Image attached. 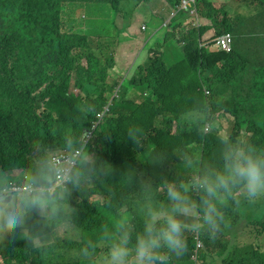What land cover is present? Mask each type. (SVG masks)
Masks as SVG:
<instances>
[{
	"label": "trees",
	"instance_id": "1",
	"mask_svg": "<svg viewBox=\"0 0 264 264\" xmlns=\"http://www.w3.org/2000/svg\"><path fill=\"white\" fill-rule=\"evenodd\" d=\"M127 1L0 0L1 165L18 170L44 151H60L65 131L89 130L110 97L116 93L114 98H118L87 144L88 152L108 165V172L97 171L91 180L74 188L68 198L71 211L35 228L36 239L10 237L0 245L3 264H102L107 248L98 234L117 224L120 213L132 216L134 236L142 229L139 207L144 200L152 197L167 204L164 182H187L206 170L219 169L224 145L220 148L213 143L218 139L220 128L215 122L220 114L230 120L224 137L264 149V0H244L260 4L263 11L248 18L236 14L231 19H220L221 10L209 0H200L199 12L206 18L200 27L189 22L187 12L178 11L170 20L171 30L163 32L164 43L174 39L184 52L176 85H166L170 71L158 42L146 47V58L133 77L122 83L118 78L124 74L115 71L108 56L103 60L95 55L107 43L96 40L95 33L106 39L105 35H116L134 24L144 37L151 31L145 21L132 22L139 10H128ZM181 1L131 0L153 18L163 16L155 11L169 12ZM103 13L111 17L103 19ZM118 18L120 26L115 23ZM211 28L218 29V34H234L231 52L211 51L204 45L203 36ZM104 75L115 82L107 84ZM142 86L152 90L149 103H137ZM71 87L78 88L76 100L70 99ZM46 107L53 110L52 115H45ZM195 107L201 110L198 118L182 117ZM139 109L138 128L146 129L133 131L136 137L147 135L148 139L135 141L132 147L125 123L137 119ZM174 120L177 134L187 136L186 143L155 147L153 135L160 130L171 134ZM208 123L212 124L210 134L205 131ZM113 127L119 136L115 130L107 135ZM117 152L118 157L111 158ZM193 199L198 201L199 194ZM221 199L226 225L211 234L187 229L188 249L183 256L172 257L170 264H197L195 255L201 264H264V247L248 240L241 244L238 236L252 225L258 231L255 236L264 239V200L235 207L232 200ZM64 223L76 231L75 237L61 233L50 245L39 244Z\"/></svg>",
	"mask_w": 264,
	"mask_h": 264
},
{
	"label": "clouds",
	"instance_id": "2",
	"mask_svg": "<svg viewBox=\"0 0 264 264\" xmlns=\"http://www.w3.org/2000/svg\"><path fill=\"white\" fill-rule=\"evenodd\" d=\"M199 1L182 0L168 12V18H153L149 14L145 21L146 27L154 29L152 36L160 37L162 42L155 41L161 45L160 53L167 52L171 43L181 50L182 45L174 39L164 43L163 33L157 34L171 30L170 20L178 11L187 12L188 20L194 27L205 23L206 18L199 12ZM225 7V4L216 7L221 10L220 19L234 17ZM152 22L157 25L151 26ZM218 31L209 29L203 36L204 45L211 51L231 52L236 37L231 32L218 34ZM205 92L210 94L206 87ZM114 97L116 93L110 97L107 106L96 113V120L89 130L65 131L61 136L60 151H44L30 165L18 170H9L0 164V245L9 236L12 239L22 236L30 242L36 239L35 228L58 221L71 211L68 198L74 188L82 181L91 180L97 171L101 174L108 172V165L90 154L87 144L100 120L109 113V106L118 99ZM52 112L46 107L45 115L50 116ZM128 135L136 139L133 130H129ZM221 143L224 148L219 169L206 170L187 182H164L166 205L152 197L142 202L139 207L143 219L141 231L133 236V218L128 213H120L117 224L100 231L98 240L107 248L102 264H170L172 257H181L188 249L185 237L187 226L183 217L194 209L201 215V222L194 224L193 230L211 234L220 231L227 223L222 212V197L232 200L235 207L241 206L242 202L251 205L264 200V149H258L251 143L233 142L228 138ZM194 194H199L198 201L193 199Z\"/></svg>",
	"mask_w": 264,
	"mask_h": 264
},
{
	"label": "rangeland",
	"instance_id": "3",
	"mask_svg": "<svg viewBox=\"0 0 264 264\" xmlns=\"http://www.w3.org/2000/svg\"><path fill=\"white\" fill-rule=\"evenodd\" d=\"M209 1L213 2L214 4H217L218 7L223 2H225L226 11L230 15L240 14L244 18L255 16L259 12L263 11V6H261L260 4H250V3L245 2L244 0H209ZM124 6L130 11H133L135 9V7L139 10L131 18L132 22L141 24L143 21H147V18H148L147 15L148 14L145 12V10L141 9L139 6H136L135 3L131 2V0L127 1L124 4ZM155 14H163V16L165 18L169 17L168 12L166 14V12L155 11ZM77 15H80L79 11L77 12ZM82 15H84V14H82ZM109 17H111V14L103 13V19H107ZM110 21H111V19H110ZM119 22H120L119 18L115 20V23L117 25H119ZM96 24L98 26H100V24H102V23L97 22ZM161 24L162 23H159V25H161ZM135 25L136 24H134L133 26L130 25V26H132L131 28H127V29L123 30L122 32L117 33L116 35L115 34H112L111 36L105 35L106 39H105L103 34H96L95 33V35H93V37L96 38V40H102V41L107 42L104 46L100 47V49L97 48L98 50H95V55L96 56H102L103 60H105V58H107V56H108V58L111 60V64H112L113 68L115 69V71L117 73H119L121 76H122V74L125 75L124 78H122V77L120 78V81H123L124 79H129L137 67V66L135 67L134 64H132V61L134 59L133 56L135 53L134 48H132V47L129 48L128 52L123 54L122 59L120 58V55L123 52H125L123 47L125 48L126 46H128V38L132 32L131 29L134 28ZM116 31H118V30H116ZM161 33H163V32L160 31L157 34L159 35ZM214 33L215 32H213L212 34H214ZM120 41H121V44H120V47H118ZM158 42H162L161 39ZM158 48H161V45H158ZM167 53L169 55H167ZM183 55H184L183 50L176 49L174 44H172V43L169 44V46L167 48V52H164L163 58L166 62V65H167L169 71H170L168 78H167V81H166V85L172 84V83H174L176 85V84L180 83V81L177 79V73L179 72L180 62L183 60ZM130 72H131V74H130ZM104 76H105V80H106L107 84L111 85L115 82L114 79H112L110 76H107V75H104ZM73 79H74V75L72 74L71 75V83L73 82ZM142 87L143 88L139 92V94H142L143 91H149V92H145L144 94L140 95L139 101L137 103H139L140 101L143 103H146V102L149 103L150 101H148V100L152 97V90L147 89V87H144V86H142ZM69 96H70L71 100L78 99V97H79L78 88H72L71 87ZM132 99H134V97ZM118 101H120V100H118ZM200 113H201L200 108L195 107V108L189 109V112L184 113L182 115V117H184L185 119L186 118H196V117L198 118ZM52 114H53V112L50 113V115H52ZM140 120H141V109H139L137 111V119L132 118V120L126 121L125 124L129 127L130 130L146 129V126L145 127L140 126L138 128ZM215 124L220 128V130H219V134H218V139L214 140L213 144L216 143L219 145L220 148H222L221 141L226 138L224 136L228 135V127L230 125V120L225 115L220 114L218 119L216 120ZM121 125H122V123H121ZM165 125L166 124H164L163 126H165ZM122 127L124 129L125 126L122 125ZM177 128H178L177 121L174 120L173 125H172V130L170 132L171 134H166L160 130L158 132V134L153 135L152 142L155 144V147H172V145H177V144L182 143V142L186 143V141L188 140L187 136L186 135H178L177 134ZM113 130H115V132L117 133L118 136L120 135L117 127L111 128L107 132V135H110L109 134L110 131H113ZM209 130H212V124H210V123L206 124V128H205L206 132H208ZM134 133H135V131H134ZM208 134H210V132H208ZM146 137H147V135H139L136 137V140L133 139L132 137H129L128 139L131 142L132 147H133V144L135 141L142 142L144 140V138H146ZM146 139H148V138H146ZM193 139L194 138L192 137L191 143H193ZM36 149H38V148H36ZM151 151H153V150H149V152H151ZM115 157H118V152L117 153H111V158H115ZM184 157L188 159V157L186 155ZM207 158H208V155L206 154L204 156V160L207 161ZM205 165H206V163H205ZM183 220H184L185 225L187 226L186 231H185V232H187V229L193 230V225L199 224L201 222V215L197 212V210L194 209L187 216L183 217ZM242 230L243 231L238 234L239 239H240L239 242L241 244L244 241L248 240L249 242H252L253 244L262 245V247H264V239H259L260 237L255 236V234H257L258 231H256V229L252 225H248V227H244ZM61 233H68L70 237L76 236V231L71 227V225L64 223V224H62V226L57 228L56 233L46 234V236H48V238H46V236H43L39 240V244L50 245L56 237L60 236ZM185 236H186V233H185ZM18 237H21V236H18ZM9 240H10V236L3 242V244H6L7 242H9ZM193 259H196L197 264H201L200 260L198 261V256H196V258H193ZM97 263H98V261H97ZM0 264H3V262L1 261V256H0Z\"/></svg>",
	"mask_w": 264,
	"mask_h": 264
},
{
	"label": "crops",
	"instance_id": "4",
	"mask_svg": "<svg viewBox=\"0 0 264 264\" xmlns=\"http://www.w3.org/2000/svg\"><path fill=\"white\" fill-rule=\"evenodd\" d=\"M223 4H225V2H223L220 6H222ZM215 6L218 7L217 4H215ZM150 25L155 26V25H157V23L152 22V23H150ZM132 26H129V28H131ZM133 30H135V32L134 33L131 32V35L128 38V46H126L125 48L123 47L125 52H123L120 55V58L122 59L123 54L127 53L129 48H131V47L134 48L135 53L133 56L134 59L132 61V64H134V66L136 67L137 65L142 63L144 61V59L146 58V56H145L146 51H147L146 47L149 44H152L153 42H155L156 40H159L160 37H154V35L152 36V33L154 32L153 28H151V31H148V35L146 37L143 36L142 32L139 30L138 27L134 26V28H132L131 31H133ZM210 32H208V33H210ZM120 44H121V41L119 42L118 47H120ZM133 97H134L133 95H130V98H133Z\"/></svg>",
	"mask_w": 264,
	"mask_h": 264
},
{
	"label": "built area",
	"instance_id": "5",
	"mask_svg": "<svg viewBox=\"0 0 264 264\" xmlns=\"http://www.w3.org/2000/svg\"><path fill=\"white\" fill-rule=\"evenodd\" d=\"M198 247H200V243H199V242H198ZM196 253H197V252H196ZM195 256H196V255H195ZM195 256H194V258H196Z\"/></svg>",
	"mask_w": 264,
	"mask_h": 264
}]
</instances>
